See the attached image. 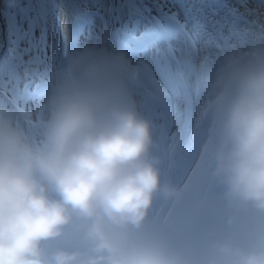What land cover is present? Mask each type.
<instances>
[{
  "label": "clouds",
  "instance_id": "clouds-1",
  "mask_svg": "<svg viewBox=\"0 0 264 264\" xmlns=\"http://www.w3.org/2000/svg\"><path fill=\"white\" fill-rule=\"evenodd\" d=\"M246 31L192 63L189 141L162 137L123 51L0 95V264H264V11Z\"/></svg>",
  "mask_w": 264,
  "mask_h": 264
},
{
  "label": "snow or ice",
  "instance_id": "snow-or-ice-1",
  "mask_svg": "<svg viewBox=\"0 0 264 264\" xmlns=\"http://www.w3.org/2000/svg\"><path fill=\"white\" fill-rule=\"evenodd\" d=\"M262 11L264 0H6L0 8V95L38 99L51 70L71 51L118 44L143 67L140 97L162 137L189 141L197 90L192 63L247 43L246 30Z\"/></svg>",
  "mask_w": 264,
  "mask_h": 264
}]
</instances>
